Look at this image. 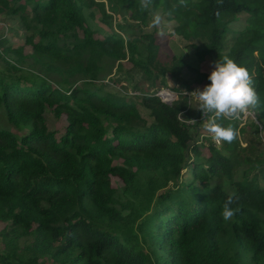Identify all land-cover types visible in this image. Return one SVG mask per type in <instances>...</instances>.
I'll return each instance as SVG.
<instances>
[{"label":"trees","instance_id":"trees-1","mask_svg":"<svg viewBox=\"0 0 264 264\" xmlns=\"http://www.w3.org/2000/svg\"><path fill=\"white\" fill-rule=\"evenodd\" d=\"M95 8L110 29L102 38L87 23ZM156 12L199 64L228 56L247 68L264 125V0H151L143 9L140 0H0V18L23 36L18 46L0 38V264H264L255 140L216 146L198 135L200 123L178 118L193 96L106 89L121 80L140 91L135 77L162 87L170 78L176 93L211 83L201 69L183 80V59L160 60L146 32ZM49 114L65 118L59 137ZM233 194L238 210L224 221Z\"/></svg>","mask_w":264,"mask_h":264},{"label":"rangeland","instance_id":"rangeland-1","mask_svg":"<svg viewBox=\"0 0 264 264\" xmlns=\"http://www.w3.org/2000/svg\"><path fill=\"white\" fill-rule=\"evenodd\" d=\"M93 18H88L87 19V23L88 25L97 32V37L102 38L105 35L110 33V29L102 23L101 21V15L100 13L95 9H93ZM86 14H88V11L86 12ZM159 14L158 12H156L153 17L155 15ZM152 21V22H151ZM174 22L172 21H165L162 18L161 24L159 26H153V19L150 20V24L148 26V29L146 30V32H151L154 33V37L156 40V43L159 45V58L162 62H166V61H170L171 58L175 57V58H180L183 59V61L187 64V66L189 67V70L185 69L182 72L181 78L185 81H192L193 79V72L192 70H199L201 69V72H206L210 75L211 71L214 68V61H217L218 59L215 58L214 56H211L209 58H207V60L205 61V63H201L199 64L196 61V58L194 57V51L192 48H189V46H187V43L180 37H178L177 35L173 34L172 32V27L174 26L173 24ZM163 33V34H161ZM3 36L4 39H6L8 41V44L11 46H18L23 44V36H22V31L20 30V28L18 27V25L16 24V22H12V21H7L4 18H0V38ZM31 53V48L26 46L24 47V54L29 55ZM1 65V64H0ZM125 68H123V71L126 70V68L128 69V65L126 63H124ZM115 78L113 79H120L122 78V73L120 72L119 68L116 69L115 71ZM166 78H163V80H165ZM142 78H138L135 77L134 78V84H139L138 87L140 88V92L141 93H147L148 95H155L158 92H160L161 90H173V81L170 78H167L166 86H161L160 85V80L156 81L155 85L151 86V83H142ZM104 84H106V82H103ZM109 83H111V81H109ZM114 82H112L109 86V88H106L109 92H113L116 94H122L124 89H128V88H132L134 85L127 83L125 81H118V83L115 85L113 84ZM114 85V86H113ZM205 87V83L201 84V85H197L196 89H200L203 90V88ZM119 89H121L122 91H120ZM133 89V88H132ZM194 92V91H193ZM191 96V95H190ZM178 97V96H177ZM192 100H195V98L193 97ZM196 101V100H195ZM139 101H137L138 103ZM191 109L189 111V113H187V115L185 116V122L188 123L191 117H194L197 112H199L200 110L196 109L198 107L197 102H193V104H191ZM251 111H253L255 113V116L258 123L261 124L262 126V130L260 131L259 129L257 130L256 126L255 127H250V125L254 124L252 122V120L248 119V123L245 125H239V127H244L243 131L244 132H239L238 133V137L240 142L242 143V146L247 148V146H250V141H254V147L262 154H264V125L261 122V120L259 119L258 114H256V112L251 109ZM145 112V111H143ZM254 121V120H253ZM255 122V121H254ZM236 123V122H233ZM47 126L49 128V130H52L55 134L56 137L61 136L66 128V121L64 116H61L60 118H55L53 117L51 114H49L47 116ZM187 125V124H186ZM203 124H201V126H199L197 128V133L198 135H203L202 137H207V140H211L208 138L207 134L203 131ZM14 130V132L17 133V131L14 128H11ZM240 129V128H238ZM19 134V133H18ZM199 136L195 138V140H199L198 139ZM256 138V139H255ZM206 139V138H204ZM205 140V141H207ZM204 141V143H205ZM208 147V143L206 142L205 144ZM204 149H202V153L203 156L208 155V151L207 148L203 147ZM184 178H186V175L188 174V171H184ZM113 186H119L121 185V182L118 179H113ZM264 216V214H263ZM5 224H0V232H2L5 228ZM31 239H27V240H22L20 245H23L24 243H28L30 242ZM4 243L0 237V250L3 249Z\"/></svg>","mask_w":264,"mask_h":264},{"label":"clouds","instance_id":"clouds-1","mask_svg":"<svg viewBox=\"0 0 264 264\" xmlns=\"http://www.w3.org/2000/svg\"><path fill=\"white\" fill-rule=\"evenodd\" d=\"M185 0H180L184 4ZM141 8H147L151 0H140ZM162 17L157 14L153 17V26L161 24ZM163 34V33H161ZM214 68L208 76L211 82L203 90L197 89L191 93L204 117L203 131L215 144L232 143L237 138V130L232 124L224 126L219 121L240 119L251 109L260 106L262 101L256 92L252 77L247 68L238 65L228 56L219 57L214 61ZM210 114V115H209ZM193 123L196 121L189 120ZM234 203V194L229 195L223 204L220 213L224 221H229L235 215L231 205Z\"/></svg>","mask_w":264,"mask_h":264},{"label":"built area","instance_id":"built-area-1","mask_svg":"<svg viewBox=\"0 0 264 264\" xmlns=\"http://www.w3.org/2000/svg\"><path fill=\"white\" fill-rule=\"evenodd\" d=\"M123 92L129 96H178V95H186L188 97H192L191 93L193 92H186V91H180L179 93H176L174 91H171L169 89H166V90H161L160 92H158L157 94L155 95H148L147 93H141L140 91H136V90H133L132 88H128V89H124ZM191 95V96H190ZM185 114V112H182L179 114L178 118L180 121H185V117H183V115ZM210 115V114H209ZM255 116V113L253 111H249V113L247 115H243L241 116L240 119H235V120H228V121H231V122H236L238 123V125H244V124H247L248 123V119L249 120H254L253 122L258 124L257 120H256V117ZM207 117H204V114L200 111L199 113L196 114L195 117L193 118H190V120H194L196 121L195 123L189 121L187 124V126H193L197 123H200V124H203L204 120H206ZM213 142V141H212ZM214 143V142H213ZM215 144V143H214ZM216 146H220V145H217L215 144Z\"/></svg>","mask_w":264,"mask_h":264}]
</instances>
